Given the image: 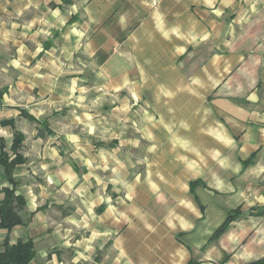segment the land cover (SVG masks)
Returning a JSON list of instances; mask_svg holds the SVG:
<instances>
[{
  "label": "crops",
  "instance_id": "0c3cea01",
  "mask_svg": "<svg viewBox=\"0 0 264 264\" xmlns=\"http://www.w3.org/2000/svg\"><path fill=\"white\" fill-rule=\"evenodd\" d=\"M263 11L264 0H0V151L13 158L15 131L25 136L15 184L0 163V205L4 190L14 189L25 200L16 206L24 223L0 227V245L32 240L29 264L263 258L264 216L248 211L264 206V191H232L216 181L218 174L210 187L200 162L201 148L214 149L209 155L226 180L235 156L239 172L264 163V49L258 50L260 89L246 98L259 103L256 118L237 107L219 123L195 91L188 110L164 104L160 111L153 107L157 94L139 90L150 83L144 69L169 65L171 52L201 46L206 33L216 37L219 20L232 34L234 18L258 19ZM208 66L216 87V60ZM254 125L256 141L249 138ZM136 148L165 149L161 154L178 160L163 159L156 182L132 178V152L124 160L121 152ZM198 179L206 186L192 191ZM239 206L243 217L212 239L227 210Z\"/></svg>",
  "mask_w": 264,
  "mask_h": 264
},
{
  "label": "rangeland",
  "instance_id": "374dc122",
  "mask_svg": "<svg viewBox=\"0 0 264 264\" xmlns=\"http://www.w3.org/2000/svg\"><path fill=\"white\" fill-rule=\"evenodd\" d=\"M236 9L237 7H235ZM263 17L258 19L245 18V20L241 19L240 21L234 18L232 34H226L225 29L220 28L221 21L219 20L218 35L216 37L209 36L206 33L201 37V46L194 48L190 45L183 54L171 52V56L173 54L176 56L171 57L169 65L144 69L145 76H148L150 83L139 85V90L157 94L156 99L153 101V107L160 111L165 106L172 109L181 108L182 111L188 110L193 101L190 99L189 92L195 91L201 92L202 109L212 108L216 110L215 113L218 116L219 123L228 111H235L237 107L249 110L251 117H255L259 103L248 101L246 98L255 89H260L256 87V83L258 78V50L264 49ZM214 43L217 45L216 48ZM209 58L216 60L217 63L216 87H214L213 81L210 83L209 80ZM261 90H264V88ZM159 117L158 115L157 119ZM232 128L236 138L237 128L236 126ZM259 134L258 125L250 127V139L256 141ZM163 150L165 149H122L121 154L124 160V158L131 156H129V151L132 152L134 163L129 169L132 178L136 176L143 179H153L156 182L159 177L158 173H161V161L164 159L168 163L167 160H178L175 157L164 156L161 154ZM213 150L206 146L201 148L203 154L200 162L202 166L201 174L210 187H212V177L218 174L216 181L227 182L228 189H232V191H264V163L257 162L244 172H239L235 156L233 177L226 180L214 156L209 155V152ZM217 150H223L224 152L225 149ZM244 150L250 152L253 148ZM238 151H241V149L238 148ZM188 158L194 159L192 157ZM177 170L180 171L179 168ZM221 190H227L226 186ZM198 191L213 190L199 187Z\"/></svg>",
  "mask_w": 264,
  "mask_h": 264
},
{
  "label": "trees",
  "instance_id": "16d2710c",
  "mask_svg": "<svg viewBox=\"0 0 264 264\" xmlns=\"http://www.w3.org/2000/svg\"><path fill=\"white\" fill-rule=\"evenodd\" d=\"M24 139L23 133L15 131L12 146L15 152L13 158L0 151V163L4 166L7 178L14 184L13 171L18 164L24 162L23 156L19 153ZM256 154L257 152L255 151L248 159L242 161L244 168L254 163ZM197 185L206 186L205 182L201 179L194 180L190 184L191 190L194 191ZM24 204L25 200L22 196L16 195L14 189L6 188L0 205V227L12 229L15 225L23 224L24 220L16 212V206H23ZM248 212L250 215L264 216V206H253ZM244 213L241 206L228 209L225 220L211 238H218L233 221L243 217ZM35 254V246L32 240L19 241L14 245H10L8 240H6L0 245V264H29ZM247 264H264V257Z\"/></svg>",
  "mask_w": 264,
  "mask_h": 264
}]
</instances>
